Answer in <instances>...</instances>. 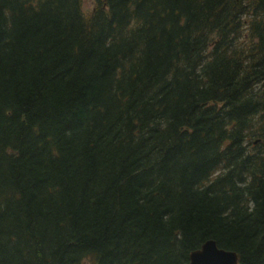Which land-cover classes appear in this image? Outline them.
I'll return each mask as SVG.
<instances>
[{
    "label": "trees",
    "instance_id": "trees-1",
    "mask_svg": "<svg viewBox=\"0 0 264 264\" xmlns=\"http://www.w3.org/2000/svg\"><path fill=\"white\" fill-rule=\"evenodd\" d=\"M0 0V264H264V0Z\"/></svg>",
    "mask_w": 264,
    "mask_h": 264
},
{
    "label": "water",
    "instance_id": "water-1",
    "mask_svg": "<svg viewBox=\"0 0 264 264\" xmlns=\"http://www.w3.org/2000/svg\"><path fill=\"white\" fill-rule=\"evenodd\" d=\"M188 264H238V255L220 249L215 241L208 240L189 255Z\"/></svg>",
    "mask_w": 264,
    "mask_h": 264
},
{
    "label": "rangeland",
    "instance_id": "rangeland-1",
    "mask_svg": "<svg viewBox=\"0 0 264 264\" xmlns=\"http://www.w3.org/2000/svg\"><path fill=\"white\" fill-rule=\"evenodd\" d=\"M83 4H84V10L86 13H88L94 8V0H85ZM84 264H87V263L84 262Z\"/></svg>",
    "mask_w": 264,
    "mask_h": 264
}]
</instances>
